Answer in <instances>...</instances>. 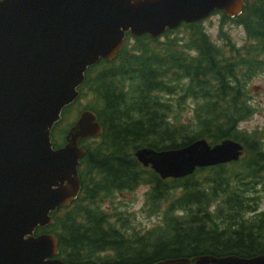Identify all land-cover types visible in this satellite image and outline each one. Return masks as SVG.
Returning <instances> with one entry per match:
<instances>
[{"label":"trees","instance_id":"16d2710c","mask_svg":"<svg viewBox=\"0 0 264 264\" xmlns=\"http://www.w3.org/2000/svg\"><path fill=\"white\" fill-rule=\"evenodd\" d=\"M218 14L219 46L200 23L184 24L158 39L126 38L114 61L88 69L79 93L90 96L85 107L97 115L103 134L97 143L80 142L85 151L81 195L52 215L54 223L45 230L57 238L63 262L152 264L264 254V210L258 208L264 192V129L249 134L239 129L253 113L247 84L264 72V0H247L232 19ZM226 22L243 29L249 41L245 50L234 49L222 31ZM187 99L192 109L182 119ZM72 109L63 110L65 117ZM62 119L64 125L52 133L60 143L70 125ZM199 139L211 145L237 141L243 157L176 180L159 179L134 157L140 148L174 150ZM139 186L147 188L148 213L159 218L144 232L131 226L129 216L102 208L116 194Z\"/></svg>","mask_w":264,"mask_h":264},{"label":"water","instance_id":"95a60500","mask_svg":"<svg viewBox=\"0 0 264 264\" xmlns=\"http://www.w3.org/2000/svg\"><path fill=\"white\" fill-rule=\"evenodd\" d=\"M244 0H0V264H66L55 258L52 234L33 237L48 216L79 192L78 142L101 135L96 115L84 110L52 150L49 132L61 108L76 97L83 72L109 61L125 33L155 38L165 28L194 22L220 9L237 14ZM242 146L197 140L174 150L140 148L134 157L160 179L195 168L234 162ZM89 264V263H88ZM152 264H264L251 258L167 259Z\"/></svg>","mask_w":264,"mask_h":264},{"label":"rangeland","instance_id":"374dc122","mask_svg":"<svg viewBox=\"0 0 264 264\" xmlns=\"http://www.w3.org/2000/svg\"><path fill=\"white\" fill-rule=\"evenodd\" d=\"M221 22L220 15H214L208 18L202 23L204 31L210 37V39L215 42L218 46L222 44L223 40L218 41V29ZM227 36L234 43V49L245 50L244 48L248 45V40L245 36V33L241 27H237L230 22H226L223 25V30ZM129 42V41H128ZM246 94L248 97L249 105L253 109L252 115L239 124V129L249 134L254 131L262 132L264 129V72L257 73L252 77L248 84ZM90 102V96H87L85 99L81 100L78 104V110H73L68 117L67 122H74L75 116L83 106H87ZM183 113L181 114L182 119H187L190 116V110L192 102L190 99H187L184 102ZM85 109H88L85 107ZM63 131V130H62ZM88 143H97L96 139L86 140ZM57 142V141H56ZM263 149H264V138L262 139ZM61 143H59L60 146ZM81 148L82 145H81ZM146 186H139L132 192H124L116 194L112 200H106L102 208L106 209L109 212H120L121 216H129L128 219L131 221V226L140 232H144L151 228L157 226L159 218L157 215L148 213V209L145 206V192ZM260 210H264V192L260 199L259 205Z\"/></svg>","mask_w":264,"mask_h":264}]
</instances>
